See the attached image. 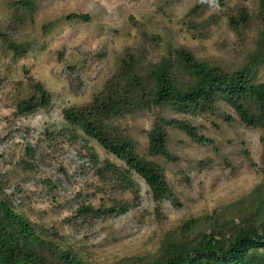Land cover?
Returning a JSON list of instances; mask_svg holds the SVG:
<instances>
[{"label": "rangeland", "instance_id": "obj_1", "mask_svg": "<svg viewBox=\"0 0 264 264\" xmlns=\"http://www.w3.org/2000/svg\"><path fill=\"white\" fill-rule=\"evenodd\" d=\"M23 1H31L34 9L22 8ZM263 2L0 0V146H6L0 149V192L16 203L19 195L9 194L30 188L41 172L31 191H19L20 210L44 241L76 254L84 264H143L159 252L164 235L187 220L222 207L229 219L254 214L264 192V127H244L230 108L219 105L214 116L197 117L153 110L120 121L138 142L139 154L156 117L189 120L214 142L203 147L169 131L168 151L177 160H156L175 201L158 204L139 176L127 175L123 162L66 123L62 111L86 106L103 93L123 61L147 82L176 49L224 72L245 69L251 83H264ZM242 11L249 20L235 31L229 19ZM176 64L172 71L186 80ZM35 83L49 93L50 104L21 114L17 105L34 94ZM222 114L233 122H224ZM69 132L78 137L77 144L68 143ZM76 149H89L97 158L94 166L83 165ZM107 162L119 172L106 168ZM122 172L132 188L122 181ZM87 206L116 212L86 216L80 211Z\"/></svg>", "mask_w": 264, "mask_h": 264}, {"label": "trees", "instance_id": "obj_2", "mask_svg": "<svg viewBox=\"0 0 264 264\" xmlns=\"http://www.w3.org/2000/svg\"><path fill=\"white\" fill-rule=\"evenodd\" d=\"M223 1L213 0L218 5ZM19 5L27 11L34 9L31 1H23ZM262 9L264 20V2ZM72 18L89 19L85 15H72ZM248 20L247 14L242 11L235 19H229V25L237 31L240 25H247ZM260 40L264 41V32ZM261 41L260 44L263 43ZM260 49L264 52V46ZM175 61L183 68L186 80L172 71ZM33 89L34 94L17 105L19 113L29 114L50 104V95L42 84L35 83ZM219 105L230 108L237 121L246 128L264 127V83H251L245 69L224 72L200 63L189 51L176 49L169 58L160 61L147 82L133 75L129 63L123 61L120 71L106 82L103 93L86 106L63 110L62 117L66 123L78 127L85 137L95 140L103 150L123 162L127 175L133 172L139 176L148 187L152 202L158 204L175 201L162 167L156 160L162 158L166 163L177 160L168 151L169 131H179L192 143L203 147L214 146V142L189 120L156 117L146 132L144 154H139L138 142L120 121L164 109L177 115L214 116ZM222 120L229 124L233 122V118L226 114H222ZM66 138L69 144L78 142V137L71 132ZM76 153L91 166L97 161L89 149L83 153L76 149ZM106 168L119 172L108 162ZM121 174L126 187L132 188L131 179L123 175L124 172ZM40 175L38 171V178L30 188L23 190L17 187L16 192L13 189V194L9 195H19L16 203H11L8 195L0 192V264H84L76 254L44 241L36 225L20 210L24 199L19 191H31L40 180ZM53 192L55 195L58 193L56 186ZM227 208L232 209L230 205ZM221 210L227 215L216 209L211 214L185 221L177 231L166 233L159 252L143 264H264V192L254 214L245 213L242 215L244 218L235 220L228 218L225 207ZM126 211V208L121 209L123 213ZM80 212L96 216L116 211H94L87 206L82 207Z\"/></svg>", "mask_w": 264, "mask_h": 264}, {"label": "built area", "instance_id": "obj_3", "mask_svg": "<svg viewBox=\"0 0 264 264\" xmlns=\"http://www.w3.org/2000/svg\"><path fill=\"white\" fill-rule=\"evenodd\" d=\"M4 148H6L5 145L0 146V149H4ZM82 162H83V165H85V166H88L89 165V163L87 162V160H83Z\"/></svg>", "mask_w": 264, "mask_h": 264}]
</instances>
